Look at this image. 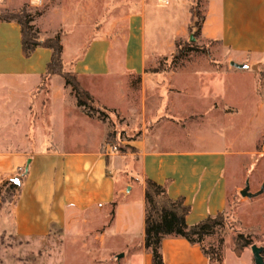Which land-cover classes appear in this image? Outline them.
<instances>
[{"label":"crops","instance_id":"obj_1","mask_svg":"<svg viewBox=\"0 0 264 264\" xmlns=\"http://www.w3.org/2000/svg\"><path fill=\"white\" fill-rule=\"evenodd\" d=\"M192 1L132 0L129 13L96 30L83 49L75 42L81 39L78 16L59 4L33 25L43 40L60 36L65 72L77 74L99 106L119 109L128 101L122 78L145 76L149 65L174 56L176 43L186 40ZM205 1L199 37L219 46V70L199 82V96L231 108L228 124L218 123L214 131L230 130L255 144L264 131V0ZM45 2L0 0V11L32 12ZM52 54L38 48L25 57L19 24L0 22V85L9 106L0 110V131L31 133L21 149L9 147L21 142L14 139L0 147V188L20 181L15 200L0 206V237L11 239L0 264H153L145 249L147 179L191 207L189 226L225 212L227 167L237 143L210 138L205 125L171 123L166 135L178 131L179 147L146 152L136 146L139 154L109 155L105 121L78 106L63 77L48 75ZM97 127V141L67 135ZM250 250H234L223 264H255ZM161 253L165 264H211L201 246L184 238L164 239Z\"/></svg>","mask_w":264,"mask_h":264},{"label":"rangeland","instance_id":"obj_2","mask_svg":"<svg viewBox=\"0 0 264 264\" xmlns=\"http://www.w3.org/2000/svg\"><path fill=\"white\" fill-rule=\"evenodd\" d=\"M59 1L46 0L41 10H32L31 13L35 14L45 7L59 4L72 15L76 14L80 23L78 33L81 39L75 42H79L83 49L89 38L97 35L96 30L108 24L112 25L126 16L130 12L129 7L132 0ZM205 2V0L192 1L196 15L191 23V28L194 27V29L193 31L190 29L186 40L177 42L178 47L176 43L177 49L174 56L160 60L157 65H149L145 76L128 75L122 78V82H125L127 86L128 101L125 105L119 109H105L95 100L94 102L108 115L102 118L108 129L105 147L107 145L117 147L115 153L117 156L139 154L140 150L136 146L146 152L179 147L175 144L176 139L182 138L177 133L178 131H169L170 136L166 135V130L171 123L174 127L182 123L205 125L210 129V138L220 136L228 144L237 143L233 147L234 156L230 158L227 167L229 190L227 208L222 213L224 223L211 230L204 241L205 246L213 249L217 254L215 256L211 253L210 256L213 259L218 257L220 263L223 264L225 259L232 256L240 235L250 239L253 245L264 247V192L253 199L241 195L247 184L253 194L259 193L264 186V131L256 137L255 144H251L247 136L236 137V134L230 130L214 131L213 129L214 126H218V123L228 124L227 116L231 108L213 101L204 103L199 96V82H207L205 75L219 70L215 65L217 57L214 52L219 46L216 43L202 41L199 36H195L197 31L195 25L197 26V22H201L203 18ZM3 12L6 11H0V13ZM192 36L194 41H192ZM79 82L85 90L80 78ZM7 97L5 87L0 85V102L2 103H0V110L9 108L5 103ZM7 134H13V136L10 137ZM25 134L26 136L23 137L21 131H0V147H5L4 144L14 139L13 141L21 142L17 146L10 145L9 147L23 148L21 144L23 138L31 137L30 132ZM82 134H87L89 138L93 137L97 141L102 132L97 127L95 131H71L67 135L74 137ZM109 134L111 137H108ZM167 136L171 140L170 143L166 142L168 141ZM192 136H186V138L191 140ZM20 173H24V170ZM10 183L0 188V206L15 200L16 191ZM0 243L3 244L0 252L5 257L6 247L4 246L11 243V239L2 236ZM24 253L26 254L23 257H26L27 249ZM249 253L252 255V250Z\"/></svg>","mask_w":264,"mask_h":264},{"label":"trees","instance_id":"obj_3","mask_svg":"<svg viewBox=\"0 0 264 264\" xmlns=\"http://www.w3.org/2000/svg\"><path fill=\"white\" fill-rule=\"evenodd\" d=\"M47 9L48 7H45L41 12L37 11L35 14L29 12L27 8H24L19 13L6 11L0 13V22H16L19 24L21 27L22 46L25 57L29 58L38 48L50 49L53 54L51 62L48 64V75H59L63 77L66 84L73 88L78 106L85 108L89 115H98V118L103 120L102 118L108 116L106 115V111L97 107L93 97L82 89L79 76L75 73L65 72L62 57L63 46L60 36L57 35L55 38L43 40L39 31L33 25L34 18L41 15ZM192 15L194 21L196 15L193 9ZM203 21L204 17L201 19V22H197V26L195 25L197 27V31L195 32L196 37L201 34ZM193 29L194 27L191 28V31ZM178 46L179 44L177 43ZM108 137H111V135L109 134ZM10 184L14 189L18 188L17 184L13 182ZM145 199L147 204L145 249L152 254L153 264H165L161 253L162 242L164 239L171 237L184 238L192 244L201 246L211 264H221L218 257L213 259L210 256L211 253H214L215 256L217 254L213 249L205 246L204 241L211 230L223 225L224 216L222 213L215 217H209L197 225L189 226L187 224V217L191 212V207L186 205L183 199H171L166 187L149 179L145 181ZM252 245L253 243L250 239L244 235H240L237 238L235 252L241 255L245 248ZM214 260L215 262L213 263Z\"/></svg>","mask_w":264,"mask_h":264},{"label":"water","instance_id":"obj_4","mask_svg":"<svg viewBox=\"0 0 264 264\" xmlns=\"http://www.w3.org/2000/svg\"><path fill=\"white\" fill-rule=\"evenodd\" d=\"M194 37L192 36V41H194ZM13 183L15 184H20L19 179H14ZM264 192V186L262 188V190L257 193V194H253L250 192V186L249 184H247L246 188L241 192V195L245 198H249V199H253L258 197L259 195L263 194ZM254 259H255V264H264V257H263V253H264V247H259L257 245H253L251 247Z\"/></svg>","mask_w":264,"mask_h":264},{"label":"built area","instance_id":"obj_5","mask_svg":"<svg viewBox=\"0 0 264 264\" xmlns=\"http://www.w3.org/2000/svg\"><path fill=\"white\" fill-rule=\"evenodd\" d=\"M116 152H117V147L111 146V145H107V147H106V153H108L109 155H111V154H115Z\"/></svg>","mask_w":264,"mask_h":264}]
</instances>
